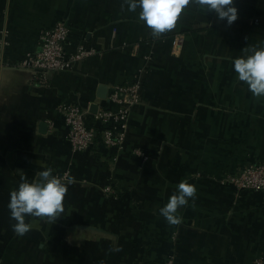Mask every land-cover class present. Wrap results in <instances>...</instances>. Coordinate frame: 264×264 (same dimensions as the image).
I'll return each mask as SVG.
<instances>
[{"label": "crops", "instance_id": "1", "mask_svg": "<svg viewBox=\"0 0 264 264\" xmlns=\"http://www.w3.org/2000/svg\"><path fill=\"white\" fill-rule=\"evenodd\" d=\"M234 6L227 25L190 2L172 29L153 35L127 0H0V264H163L169 254L174 264H264L263 193L221 184L264 163V96L232 65L264 46V0ZM58 21L70 50L97 54L38 86L12 66ZM136 84L122 150L97 136L73 152L58 107L113 109L98 88L108 97ZM46 169L66 186L63 210L25 216L30 228L18 235L10 193ZM181 180L196 193L171 224L159 210Z\"/></svg>", "mask_w": 264, "mask_h": 264}, {"label": "built area", "instance_id": "2", "mask_svg": "<svg viewBox=\"0 0 264 264\" xmlns=\"http://www.w3.org/2000/svg\"><path fill=\"white\" fill-rule=\"evenodd\" d=\"M69 27L64 21H58L50 29L42 30L38 36V50L23 56L12 67L30 72L35 85L47 86L48 75L54 72L71 71L79 63L95 56L97 51L83 45L70 50L68 41ZM115 35V32H113ZM175 45H178L176 40ZM6 40H0V68L6 67L2 52ZM136 85H125L114 88L106 97V101L115 108L97 109L92 117L87 111L75 104H64L57 109L68 129V141L73 152L87 150L96 138L95 129L89 125L91 117L101 126L99 137L101 142L116 154L123 148L128 128L130 107L138 102ZM239 190L262 192L264 195V163H258L243 168L238 174L226 177L221 181ZM175 257L169 254L163 264H174ZM260 264V262H256Z\"/></svg>", "mask_w": 264, "mask_h": 264}, {"label": "clouds", "instance_id": "3", "mask_svg": "<svg viewBox=\"0 0 264 264\" xmlns=\"http://www.w3.org/2000/svg\"><path fill=\"white\" fill-rule=\"evenodd\" d=\"M129 11L140 9L139 20L150 28L153 35H159L172 29L182 10L190 2L208 13H214L216 19L231 25L237 19L234 0H127ZM233 70L238 80L245 82L254 96H264V46L249 47L240 57L232 61ZM66 186L52 174L51 170H43L35 182L24 179L10 193L8 208L15 221L14 232L24 235L30 228L25 223V216L56 217L63 209L62 202L66 194ZM196 189L187 180H181L176 192L167 203L160 208V215L169 223L179 222L177 210L186 206L189 199L195 197Z\"/></svg>", "mask_w": 264, "mask_h": 264}, {"label": "water", "instance_id": "4", "mask_svg": "<svg viewBox=\"0 0 264 264\" xmlns=\"http://www.w3.org/2000/svg\"><path fill=\"white\" fill-rule=\"evenodd\" d=\"M107 96V89L105 88V86H100L98 88V93H97V97L101 100H105ZM98 107L97 106H91L90 107V114H95L97 111ZM44 125V124H43ZM41 128H45L44 126H42Z\"/></svg>", "mask_w": 264, "mask_h": 264}, {"label": "trees", "instance_id": "5", "mask_svg": "<svg viewBox=\"0 0 264 264\" xmlns=\"http://www.w3.org/2000/svg\"><path fill=\"white\" fill-rule=\"evenodd\" d=\"M96 127V128H95ZM93 128L95 129V132H96V137L99 136V133L101 131V126L98 124L96 126H93Z\"/></svg>", "mask_w": 264, "mask_h": 264}]
</instances>
